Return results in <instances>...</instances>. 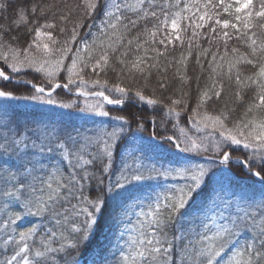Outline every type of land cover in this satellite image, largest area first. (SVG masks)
Segmentation results:
<instances>
[{"label":"snow or ice","instance_id":"obj_1","mask_svg":"<svg viewBox=\"0 0 264 264\" xmlns=\"http://www.w3.org/2000/svg\"><path fill=\"white\" fill-rule=\"evenodd\" d=\"M52 7L40 0H24L17 6L11 0H0V11L13 10L17 31L27 26L29 17L45 20L39 27L28 29L34 35L23 49L3 42L9 29L0 26V84L11 83L30 93L16 95L13 90L0 87V97L57 105L52 98L57 90L71 93L75 88L77 94L102 98L109 105H123L129 97L148 105L159 104L167 109V117L179 118L181 112L176 106L183 104L182 111H186V101L169 97L168 106L163 100L145 97L143 90L149 87L152 69L159 71L163 67L166 73L173 64L186 68L188 56L192 55L191 40L188 56L182 54L178 61H166V66L160 64L165 52L157 45L164 49L174 42L183 45L181 34L190 30L193 38L203 35L218 50L221 42L224 46L222 55L208 48L196 56L200 64L202 57L211 54L208 65L212 83L200 92L188 119L196 132L211 131L203 137L190 135L185 128L180 129L179 136L157 132L144 136V124L137 121L131 136L124 126L85 135L63 121H26L21 126L10 116L0 120V198L8 202L6 207L23 210L5 221L11 234L5 233L3 243L5 251L12 254L3 264H81L82 258L83 264H88L89 245L109 209L116 220L139 209L137 235L125 241L129 250H121L120 264H264V55H259L264 54V41L257 43V36H264V23H253L264 21V0H82L77 6L84 9L82 17L94 21L99 18L95 24L98 35L94 34L91 42L80 38L78 29L84 27V21L78 19L70 39L63 41L60 48L54 47L61 42L51 31L57 25L47 20ZM72 14L73 9L68 7V14H60L59 20L67 23ZM224 15L231 19H221ZM141 23L143 31L125 41L126 35ZM256 28L259 33L254 31ZM205 29L206 32L201 31ZM59 31L63 33L65 29ZM233 39L241 41L250 52L242 54L233 47L229 58L227 45ZM78 40L73 52L72 45ZM32 48L41 55H33ZM149 52L154 55L150 57ZM133 53L141 54L129 59ZM70 54L71 63L65 64ZM218 55L224 63L218 62ZM113 57L121 68L117 78L123 79L126 73L138 85L135 91L131 85L109 86L107 80H85L83 73L89 68L97 74L110 68L115 71ZM241 64L257 71L242 76ZM5 69L12 75L6 74ZM176 71L179 73V67ZM29 72L42 74L47 85L24 79ZM61 75H65L63 83L59 81ZM224 78L229 86L234 82L237 105L244 103L249 92L253 93L236 120L232 115L237 109L228 108L227 104L216 115L200 111L214 98L220 100ZM89 83L103 90L86 91ZM157 84L160 89L168 87L163 77L157 78ZM106 91L120 98H111ZM59 107L71 110L73 105L63 103ZM78 110L109 116L99 101L86 103ZM115 119L130 127L123 116ZM149 123L155 128V121ZM165 143L176 158L167 163L151 160L148 150L163 148ZM234 152L246 158H234ZM233 164L261 185L258 201L247 198L248 207H254L255 212L243 211L240 204L245 198L237 197L235 192L229 194L221 182ZM218 175L221 180L213 187ZM26 216L51 222L52 227L33 223L17 232L18 221ZM72 253L79 255L69 261Z\"/></svg>","mask_w":264,"mask_h":264},{"label":"trees","instance_id":"obj_2","mask_svg":"<svg viewBox=\"0 0 264 264\" xmlns=\"http://www.w3.org/2000/svg\"><path fill=\"white\" fill-rule=\"evenodd\" d=\"M33 2H36V0H33ZM40 2L44 5H52V10L47 15V20L52 21L56 23L57 27L53 31V36L56 38L57 41H60L61 43L56 44L55 48L63 47V41L70 39L72 35V28L74 23L78 20L83 18L84 21V27L81 29H78L79 31V37L83 38L89 42H91L93 35H98V29L95 26L96 23H98V19L94 21L93 19L82 17V13L84 9L82 7H77L82 4V0H40ZM134 2V0H133ZM157 3H162L163 0H156ZM258 2V0H256ZM24 0H11V4L13 6H17L18 4H23ZM67 6V7H66ZM183 5H181L182 7ZM68 7H71L73 9V14L70 16L67 23L62 22L59 20L60 14H68ZM177 9H172V11H176ZM258 10V9H257ZM53 13H55V17L53 16ZM131 16V14H129ZM135 18V17H131ZM15 19L14 12L12 9H9L6 12L0 11V26H3L5 29L8 30V34L3 36V42L5 43H11L13 47H17L20 49H23L27 47L28 43H30L34 32H28V29H34L36 27H39L41 24L45 23L44 19H37V17H29L27 26H21L19 28V31H17L16 27L13 24V20ZM221 19H231L230 17L224 15L221 17ZM254 24L257 23H264V21H257L253 20ZM149 27H151V23H149ZM64 28L65 31L61 33L59 29ZM143 31V23L139 25L136 29L132 30L130 33H128L125 37V41L129 39H133L137 36V33ZM202 32H206L207 29L201 30ZM230 33L232 32L231 29H229ZM255 32L259 33L260 29L256 28L254 29ZM182 39L184 40L183 45H181L179 42H174V44H169L167 49H164L163 46L157 45L161 49V51L165 52V56L160 57V64L166 66V61H173V60H180L181 55L188 56L189 52V44L188 42L192 41V48L191 52L192 55L188 56L187 59V66L185 68L184 65H175L168 67L167 72H164V68L161 67L159 71L157 69H152L153 76L151 79V82L149 84V87L145 90H143V95L145 97L156 99V100H163L165 105H170L171 99H179L186 101L188 108L186 111H182L183 104L176 106V110L181 112V118L184 119V116L188 117L192 115V108L196 106L197 99L200 95V92L204 90L206 87H210L212 81L209 79V76L212 75L209 69L208 61L211 60V54H209L206 57H202L201 63L198 64L196 61V56L198 53L202 52L204 49L211 48L212 52L219 51V54L222 55L224 52V46L221 42L219 46V50L217 49V45L215 43L209 42V39L205 36L193 38L192 32L189 30L187 32H184L181 34ZM17 38H20L17 42ZM143 38V37H142ZM264 41V36H257V43ZM79 45V40L72 45L73 52H75L76 47ZM198 45V46H197ZM133 47H135V44H133ZM229 52L228 57L231 58L233 54L231 53V48L236 47L239 49V53L247 54L250 52V48L244 46L241 41L233 39L228 42L227 45ZM6 51V49H4ZM32 53L36 52V55H41L35 48L31 49ZM141 53H133L132 57H129V59L134 58L135 55H140ZM34 55V54H33ZM154 53L149 52V56H153ZM264 55V54H259ZM23 56V52H21V57ZM55 59V54L52 57ZM251 58V57H250ZM113 64L112 67L115 68V71H112L111 68L108 69L106 72H99L93 73L91 69H86L83 73L85 80L91 81L100 79L102 82L107 80L108 85L111 86L116 83H121L122 86H132V91H135L138 87L136 83L133 82L132 79H130L127 74L125 73L123 75V79L117 78V73L121 72L120 65L118 63H115V58L113 57ZM218 62L224 63V61L219 60V55L217 57ZM152 61L150 60L149 63ZM71 63V54L69 55L68 59L65 60V64ZM202 65V67H201ZM179 67V73H177L176 69ZM226 70V66H225ZM6 73L9 75H12V73L5 69ZM239 71L241 72L242 76H248L257 71V68H254L251 65L241 64L239 65ZM163 77L166 79L168 87L166 89H160L157 84V78ZM183 77V79H182ZM14 79H19L20 77L13 76ZM24 79H31L34 83L37 84H44L47 85V81L44 79V77L41 75H34L33 73L29 72L26 76L23 77ZM59 81L61 83L65 82V75H61L59 77ZM224 92L220 98L219 101L215 100V98L210 101L207 105L204 106V108L200 109V111L208 112L212 115L218 114L221 110L224 109L225 104H227L228 108H236V112L232 115V119L236 120L239 119L241 114L244 112L245 107L247 103L249 102V98L253 95L252 92L248 93V96L245 97L244 103L237 105L236 103V97L234 95L236 88L234 85V82H230L224 78ZM4 86H9L14 90H21L23 91L22 94H30L28 90H25L24 88H16L14 84L8 83ZM0 87H3V84H0ZM86 91H100L103 90L101 88H98L92 84H88V86L85 89ZM75 88H73L72 93L68 92L67 90L59 89L56 91V93L52 96L53 99L60 100L64 98H70L74 97L78 100L86 101L88 100L87 97L77 95L74 93ZM105 94L110 95L111 98L118 99L119 96H115L110 94L109 92H105ZM187 94V95H185ZM97 101L104 104V108L108 111H111L113 113H116L118 115H121L124 112L129 111L133 108H141L142 110V120H136L133 121H141L144 123V136H148L150 134L151 125L144 120V116L147 115V117H153L157 123V133L159 135H179L178 131L176 130H168L166 128H163L162 123L163 122L167 125L176 124V127H179L181 125V121L177 120L176 117H167L166 115V108L161 107L158 105H148L143 101L135 100L132 97H129V100L127 103L121 105V106H115V105H109L106 102L102 101V98L94 97ZM44 110L41 109V107H30L29 106H21V105H8V104H0V120H6L9 116L14 119L17 123H19L21 126L25 124L27 121L29 124H31L34 121H56L53 119L48 118L46 116V112H43ZM121 113V114H120ZM144 115V116H143ZM60 121V120H58ZM66 124H70L72 126H75L74 123L70 122L69 120L62 119ZM192 122L189 120H185L183 122V126H189L191 129ZM129 127V126H127ZM76 128V127H75ZM137 128L133 127L131 132L129 133V136H131V133L135 132ZM211 129H208V132H210ZM93 133H89L87 135H91ZM155 143H159L156 142ZM167 143H165L166 145ZM234 156L239 157L240 159H245L246 157L240 153V152H234ZM148 156L151 160L155 162H164L163 156L160 158H157L154 154H150L148 150ZM235 158V157H234ZM18 163V162H17ZM65 165H67V161H65ZM238 170L241 169L239 165L233 164ZM231 167V165H230ZM68 170L70 169V166H68ZM242 171V170H241ZM245 172V170H244ZM232 173V174H231ZM246 173V172H245ZM230 174L235 178L237 182H235L238 187H240L241 192L238 197H244L245 200L241 202L240 208L243 211H251L255 212L256 209L254 207H248L249 200L247 198H255L259 199L260 193H261V185L257 182H255L250 176L246 174H237L236 172H230ZM65 175H67V172H65ZM219 175L214 178V181L218 179ZM219 180V179H218ZM215 187V186H213ZM8 202L0 198V264H3V260L6 257H10L12 254L11 252L5 251L4 246V240L7 238L5 233L11 234L10 227L6 226L5 221L9 219V217L14 218V213L16 212H22V209H18L15 206L6 205ZM230 211H235V209H232ZM132 215L127 217H122L120 220H116L111 212V209L105 212L104 217L101 218L100 225L97 228L95 238L92 240L91 244L89 245L90 251L86 253L87 260H96L97 264H120V258L122 255L121 250L123 249L126 253L129 249L127 247V244L125 241H130L131 239H134L138 232V225L136 223L139 209H133ZM228 213H225L227 215ZM33 223H45L48 227H52V223L48 221H42L39 217H33V216H26L21 221H18V228L17 232L20 230H24L26 227L30 226ZM176 227H179V224L176 225ZM172 238V230L169 229V239ZM241 243H243V239L241 240ZM9 247H12L10 245ZM97 253V255H96ZM79 255V253H72L70 257H68L69 261L74 258L75 256ZM177 259H179L177 257ZM83 261V258L82 260Z\"/></svg>","mask_w":264,"mask_h":264},{"label":"rangeland","instance_id":"obj_3","mask_svg":"<svg viewBox=\"0 0 264 264\" xmlns=\"http://www.w3.org/2000/svg\"><path fill=\"white\" fill-rule=\"evenodd\" d=\"M33 54L36 55V52H33ZM6 74H8V73H6ZM3 88H4V90H13L16 95H27V94H22L23 91L14 90L9 86L3 85ZM74 93L77 94L76 92H74ZM87 98H88V100L82 101V100H78L77 98L70 97V98H64V99L57 100V105H47V104L36 105L32 102L23 101V100H21V101H7V100H5V98L0 97V104H8L11 106L19 104L21 106H29L30 105V107H41V109L44 110L43 112H46V116H48V118L56 120V121H58V120L61 121L62 119L69 120L70 122L75 124V127L77 130L81 131L85 135H87L89 133L102 132L104 130L112 131L113 129L119 128L121 126H124L127 129V132L129 134L133 127L137 128V121H133L134 119H136V120L139 119V120L143 121L142 120V113L144 111L142 112L141 108L136 109V108L132 107V109H130L129 111L124 112L122 114L120 113L121 115H118L116 113L108 111L104 108L105 111L109 112V116H100V115H94L91 113L80 112L78 109L85 107L86 103L94 104V103L98 102L93 96H89ZM63 103L72 104L73 108L71 110H68V109H63V108L59 107V104H63ZM115 106H121V105H115ZM120 116H123L125 118V120H127L130 123V127H127L128 125L125 124L124 121H120V120L115 119V117H120ZM181 116L179 118H177V120L181 121V125L179 127H175L174 129H172V125H167V124L162 123V122H160V123H162L163 128H166L168 130H176V128H178L177 131H178L179 135H180V129L181 128L187 129L190 135H195L197 137H203V136L207 135L208 129L200 131V132H196L195 129L193 128V126L191 127V129L189 128V126H183V122H185V120L189 121V119L186 116H184V119H183V118H181ZM144 120L147 121L148 123H149V121H155L156 122V120L153 117H147V115L144 116ZM141 121H139V122L143 123ZM149 124L151 125L150 126L151 127L150 134L152 132H157V123H155V128H153V125L151 123H149ZM144 128H145V125H144ZM179 135H177V136H179ZM164 136H173V135H164ZM156 142H159V141H156ZM149 152H150V154H154L157 158H160L163 156L166 163L168 160H174L176 158V155L171 150V148L168 144H166L163 148L149 150ZM233 157L236 158V156H234V154H233ZM231 169H232V172H236L237 174H245V172H246V170H245V172L242 169L238 170L233 165H231ZM231 174L228 173L227 175H225L221 182L224 184L225 190L229 194H231L232 192L239 194L241 192L240 187H238V185L235 183L237 181L235 180V178H233V176ZM218 179L221 180V177L219 176ZM218 179L216 181H218ZM216 181H213V186H216ZM229 182H231V186H229ZM236 196L238 197L239 195H236ZM96 255H97V253H96ZM81 264H83V261H81ZM88 264H92L91 259L88 260Z\"/></svg>","mask_w":264,"mask_h":264}]
</instances>
